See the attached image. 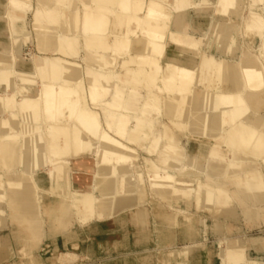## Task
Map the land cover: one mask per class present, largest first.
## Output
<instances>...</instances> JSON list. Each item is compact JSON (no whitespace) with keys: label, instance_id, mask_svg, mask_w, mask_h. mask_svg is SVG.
Listing matches in <instances>:
<instances>
[{"label":"bare ground","instance_id":"obj_1","mask_svg":"<svg viewBox=\"0 0 264 264\" xmlns=\"http://www.w3.org/2000/svg\"><path fill=\"white\" fill-rule=\"evenodd\" d=\"M28 1L8 0L11 12L25 10L24 5ZM63 1L36 0L35 7L32 8L33 11L31 10L37 50L40 53L52 51L50 55L44 56L46 59L44 65L42 61L37 59L36 67L30 61H24L21 68L13 66L15 65L13 63L15 57L8 56V51L13 50L12 41H10L11 35L15 34L13 16L11 12L7 14L5 12L0 16V19L6 22L5 28L0 29L2 34H5L4 38L0 36V41L2 40L0 50H7L6 53H0V88L3 92L0 103H2V111L5 110V107L10 108L13 110L10 114L14 115L15 109L21 110L30 113L32 118L34 117L36 120L39 119L42 111H45L48 117L54 120H47L52 135V146L49 150L50 159L48 160L42 151L43 140L41 137H36L37 140L32 143L29 142L27 137L30 134L27 126H25L23 142H18L14 139L15 134L7 133L8 123L2 118L0 120V167L4 166L5 163L13 164L17 147L21 144V151H24L22 154L24 158L22 159L26 161L25 170L34 171L39 166H51V170L45 172L46 174L43 173V176L54 179L59 188L64 190L63 183L60 180V163H70L76 168L78 174H81L87 180H91V182L81 184L78 187L72 186L71 188L72 197H70L68 204L74 208L76 215L83 218L84 221L93 219L98 212L96 209L98 203L99 205L111 204L115 214L120 208L129 206L136 199L134 195L135 185L133 179L129 176L132 165L130 168V165L126 164L131 159L134 150L130 148L131 146L126 145L127 142L124 144L121 139L119 140L111 133L125 138L133 117L137 121L138 128H141L148 121L153 122L148 116L151 113L160 111L162 101L158 94L163 92V102L166 106L165 114L170 117V120H163L162 141L160 145L157 142L150 145L148 153L156 156L155 159L153 158L157 165L155 167L156 171L151 170L153 173L151 176L153 187L156 188L158 194L168 197L176 188L174 182L176 175L169 172V170L183 168L185 165L176 156L175 142L178 141L176 132L181 133L187 127V121L183 122L181 118L189 116L191 104L198 105V94L193 93L192 84L194 82L203 84L204 89L202 90L204 94H207L217 88L215 85L217 80H225V75L227 76L226 81L231 84V88L223 92L218 91L212 96L214 99L213 103L210 104L211 107L204 104V109H207L204 115H200L195 110L193 123L199 128H207L209 124H212V127L216 129L228 125L229 130L226 137L228 145L234 150L247 151L253 157H262L261 160L264 163V122L262 124L258 123V116L261 115L264 119V114H255V117L251 120L257 127L242 123L249 110L246 95L250 93L259 97L264 89V20L260 16L253 14L251 22L248 24L250 32L258 33L261 36L259 53L244 49L239 60L229 61L225 58H206L200 51L201 41L193 35L190 31L191 25L181 15V12L188 5V0H174L170 5L171 10L169 12L166 11L165 7L167 4L165 5L162 0H127V3H120L124 9V11H121L127 16L125 26L128 29H125V31L114 29L111 56H114V58L122 56V63H124L131 56V54H128L129 50L136 46L138 50L137 57L132 63L133 70L124 83L126 86L121 87L118 71H112L109 68L112 60L105 57L107 55V45L104 42L105 36H107L105 33L110 30L111 7H118L119 0H92L94 2L92 7L90 6V0H83L82 6L77 0H66V4ZM52 2H56L58 7H52ZM235 2L236 0H220L222 13L229 12ZM61 10L64 13L68 11V13L63 15ZM173 23H175L177 31L171 28ZM23 28V25H21L17 29ZM55 28L61 30L55 32L53 30ZM138 29L143 30L142 34ZM205 36H207V32ZM166 42L173 43L175 51L168 63L161 64L160 57L163 56ZM84 43H86V55L83 59L90 58L94 61L93 64L86 69L83 79L75 77L76 72L74 71L76 70H72L73 72L66 77L64 75L66 69H71L77 59L72 57L79 54L78 49ZM184 55H187V60L183 59L185 58ZM40 68L46 71L44 77L41 78L38 71ZM17 70L24 77L22 81L29 82V80L38 79L36 83L41 86L35 92L36 94L33 93L35 84L27 82L26 86L17 90L13 77ZM160 77L161 82L157 83V79ZM29 85L30 87H28ZM137 87L145 88L146 96L144 95V103L139 114H134L131 107L136 100L135 89ZM8 89L11 90V92L9 91L10 94H4ZM45 92L48 94L46 101L44 99ZM154 92L158 94L153 95ZM17 95L22 96L20 101L16 100ZM87 97L94 104V108L95 105L99 107L98 111L90 108L92 106L87 103ZM259 102L261 100L257 102L256 106ZM66 108L69 110L67 123L59 122L57 118L65 115ZM208 108H211L212 111H208ZM226 126L224 127L226 128ZM89 137L98 141V157H96L97 155L93 157L83 155L84 152L93 148V143ZM28 155L31 157L29 164L26 159ZM98 162L111 163L103 181L97 178ZM159 166H162V170ZM112 173L117 177L114 181L115 177L110 180ZM25 176L27 174L22 173L18 175V178L9 181L10 187H14V191L19 192L13 198L16 210L20 211L15 218L35 219L36 200L32 198L28 182H25L24 179ZM189 181H193V179ZM189 181L184 180L180 184L184 187L189 185ZM1 182L2 175L0 174V187L3 185V182ZM236 183L244 190L245 195H253L258 190H264V174L257 167L252 168L239 174ZM95 189L103 192L101 199L95 197ZM181 189L182 191L185 190ZM195 191L198 203L202 202V197H205L206 204L210 206L222 201V198H220L222 190H216L211 181H202ZM182 195H190V193H183ZM225 195V199L222 201L225 206L231 199L240 201L245 207L248 205L234 190ZM3 199H5L4 192L0 191V209ZM65 202H61V206L57 208L60 214L64 215L70 210L69 205ZM56 207L57 205L54 202L53 206L50 207V211H53ZM232 210H234L232 206H227L220 208L217 212H230L231 215ZM181 213L190 214L185 211ZM167 216L169 215L167 214L164 217ZM148 218V210L141 208L134 211L128 220L134 221L138 226H141L142 230L143 224L148 222ZM185 222L186 225L193 223L190 219L185 220ZM246 242L248 243L246 238L240 237L231 240L228 246L220 245L221 253L225 255L222 264H254L257 259L245 258L248 247ZM250 244L257 247L264 246V237L253 238ZM55 247L57 248V246ZM189 249V247H186L183 250L188 251Z\"/></svg>","mask_w":264,"mask_h":264},{"label":"rangeland","instance_id":"obj_2","mask_svg":"<svg viewBox=\"0 0 264 264\" xmlns=\"http://www.w3.org/2000/svg\"><path fill=\"white\" fill-rule=\"evenodd\" d=\"M77 1H79L78 3H80V6H82L81 3L83 0H77ZM162 1L164 2L165 5L167 4V6H165L166 11L169 12L171 10L170 5L173 3L174 0H162ZM65 2L66 0L63 1V3ZM125 2L127 3V0H119L118 7L117 6L115 8L114 6L111 7L112 12H111L110 29H121L122 31L128 29L125 26L126 25L125 21L127 20V16L122 12L124 11V9L123 7H121V4H124ZM35 4H36V0H29L28 2H25L24 5L25 10H23L24 12L23 11L14 12V16L16 17L15 20L17 24L19 25L22 24L24 27L21 32L12 35L11 39H13L12 40L13 50L11 49L8 51L9 52L8 56L15 57L13 62L15 65L13 66H15L16 68L17 67L21 68L22 64H24V61L28 62L31 57H32L31 62L32 65L34 64V67H36L37 59L39 61H42L44 65L46 61L44 56L50 55L52 53L51 50L40 53L36 48V40H35L36 34H34L35 29H33V25H32L33 24L32 11L35 7ZM0 5H1L0 16L5 12L7 14L12 11L11 6H9L8 4V0L6 1L0 0ZM92 5H94V2L90 0V6L92 7ZM54 6H56V2L55 3L52 2V7ZM263 10H264V0H258L255 2L254 0H236L235 4L231 6L229 12H227L226 14H223L221 11L220 0H188V5L181 12V15H183V17L185 18V14L189 13V11H196V13L198 14L197 17L200 27L206 30H204L202 33H198V34L194 33L193 35L201 41L200 51L203 53V55L206 58L207 57L225 58L229 61H236L239 60L241 55L239 56V51H238L239 39L237 37H234V30L236 32L240 30V32H242V35L244 34L246 35V41L248 45L242 49L241 54L244 49H249L253 53H259V49L261 45V36L258 33L252 31L250 32L248 28V24L251 22V16L253 14L260 16L264 20ZM61 12L63 15L68 13V11L64 13L63 10H61ZM173 22H174V18H173ZM188 23L191 25L190 29L198 30L197 27L193 26L194 24L192 25L190 22ZM220 23H222L223 25ZM5 26H6L5 20L2 21V19H0V29L1 28L4 29ZM171 28L176 30L175 23L171 25ZM215 28H216V32H215ZM53 30L57 32L58 30L60 31L61 29L55 28ZM138 30L142 34L143 30L142 31L140 29ZM138 30L137 32L139 34ZM137 32L135 33L136 35ZM206 32H207V36H205ZM135 34L134 36H136ZM0 36H3L4 38V35H0ZM111 38L112 37L109 36L108 39L112 40ZM229 40H230L229 46L231 47L230 50L225 49ZM166 44H165L163 56L160 57V63L162 62L161 64L168 63L169 60H171L173 52L175 51V47L173 43L166 42ZM231 44L234 45L236 49H233ZM213 45L215 46V48H212ZM4 52L6 53L7 50L5 51L0 50V53L3 54ZM137 53H138L137 46L129 50L128 54H131V56H129L127 60L124 63H122L121 66H120V62H121L120 57L114 58V56H111L112 55L111 53H108L105 56L106 58L112 60L111 61L112 64H110L109 68L112 71H118L121 81L120 84L121 87L126 86L124 85V83L126 79L129 78V75L133 70L132 63L135 61L137 57L136 56ZM84 56H85V52L82 51L81 55L79 53L77 55H74V57H72L73 59L76 58L77 59L75 60V65L71 66L72 68L70 67L71 69L68 68L66 69L64 73L66 77L73 72L72 70H76L74 71L76 72L75 77L77 79L84 78V74H86L87 71L86 69L90 67L94 62L90 58L87 59L85 58L84 60L83 59ZM184 57L185 58L183 59H187V55H184ZM197 61H199V59H197ZM38 71L40 72V78L44 77L43 75L46 71H44L43 69L41 70V68ZM81 76L82 78H80ZM13 77L15 80V85L17 87V90L18 89L20 90L23 86H26L25 84L29 83L33 85L35 84L36 89L34 88L33 90V93H35L37 92V90H39L41 86L39 83H36L38 82V79H33L34 81L29 80V82L26 81L27 83L25 82V80H23L24 81L23 82L22 79H24V77L21 75V72L19 70H17L14 73ZM226 77L227 76L225 75V80L224 79L221 81L217 80L215 84L217 88L208 92L207 94H204V91L202 90L204 89L203 84L201 85L199 83L194 82L192 84V90L194 94H197L198 92V98H197L198 105L196 104L197 106H195L192 103L190 106L189 116H185L184 118H181V120L183 122L186 121L188 122L190 120L191 111L198 110L200 108H202L200 109L201 112L205 114L207 109H204L205 108L204 104H207L208 107H211L210 104L213 103V99H214L212 96H214L218 91L223 92L231 88V84L229 81H226ZM158 82H161V77L157 79V83ZM28 87H30V85ZM9 91L11 92V90L8 89L6 93L4 92V94L6 95L10 94ZM155 93L156 95L158 94L157 92H154L153 95H155ZM2 94L3 92L2 93L0 92V97L2 96ZM158 95L161 101L164 100L163 92ZM47 96L48 94L47 92H45L44 93L45 101L48 98ZM246 97L249 105L251 104V100L252 101H254L255 99L258 101L261 100L260 102L261 107L259 108L257 113L252 111L249 106V110L247 111V114L244 116V119L242 120V123L250 125L249 122L253 119L255 114H264V89L262 90V93H260L259 97L254 96L250 93H248ZM21 99L22 96L17 95L16 100L20 101ZM86 99L89 106H92L90 108L97 111L99 110V107L96 105L94 108V104L91 102V100L88 97ZM138 99H140L139 94H137V101ZM161 104H163V102ZM1 106L2 103H0V120L4 118L8 123L6 130L7 133L15 134L14 139L22 143L24 139L23 138L24 127L27 126V129L30 134V136L27 137L28 141L32 143L33 141L37 140L36 137H41L43 140V146H42V151L44 152L43 154L49 160L50 159L49 150L52 146L51 143L52 135L50 134V126L47 120L49 121L50 120L54 121V120L49 118L48 114L45 111H42L41 116L39 117L38 120H36L34 117L32 118V115L30 113L24 111L22 112L21 110L15 109L14 110L15 113L14 115H12L10 114V112L13 111L12 109L5 107V110L2 111ZM208 111H212V109L208 108ZM164 112H165V107L164 108L162 107V109L160 110V115H158V117L161 118V120L169 121L170 117H168V115H166ZM64 114L65 115L59 116L57 118L59 119L58 120L59 122L62 121L66 122L67 116L69 114L68 108H66ZM263 122H264L263 116L259 115L258 123L262 124ZM263 128H264V124H263ZM89 139L93 143V148L91 150H87L86 152H84L83 155H85V157H89V156L93 157L95 155L98 156L99 148L96 146L97 141L91 137H89ZM199 139L200 138L198 137L192 136L188 131H183V134L181 135V141H182L181 151L183 154L182 157L184 158V164H185L184 167L186 171H190L191 174L190 175L185 173L176 174L174 179L176 186L175 191L171 195H169L170 198L167 199V200H171L172 203L171 207H168L170 206V204L166 202L167 207L166 208L163 207L159 209V205L161 204L160 198L158 196L156 188L153 187L151 181V176L153 174L152 171H156V168L149 166L151 165L150 164L151 162L148 161V158L155 159L156 156L146 151L145 146L148 145L149 143H147L145 146L133 145L132 147L135 148V157L134 160L132 161V168L130 167L132 171L129 174V176L133 179V182L137 188L134 194L137 203L132 208L117 211L108 220H104V221L93 220L87 224L79 223L74 208H72L68 204L69 203L68 201H70V197H72V194L69 197V194L66 193L68 191L64 192V190H61L59 186L55 183L54 179L47 178L45 175L43 176V178L38 177L37 175L38 173H40L41 175L42 173L51 170L50 169L51 166L48 165V166L36 167L34 169L35 172L25 170L26 161L22 159L24 158L22 157L24 151L23 150L21 151V144H19L17 147L18 149L15 154L13 164L5 163L4 166L0 167L1 170L0 174L2 175V182H3V185H1L0 187L1 188L0 191L4 192L5 195V199L2 200L1 209H0L1 210L0 211V264H127L126 258L125 257L121 258V256H119L127 251L135 253L134 257L132 256V258L129 259L128 264H143V261L139 256L142 254L141 252L143 251L144 248H146V246H150V249L152 251L156 250L155 251L156 253H154L155 256L153 257V261H152L153 264L154 262L158 263L159 261L160 249L163 252L162 259L164 260L166 255L167 257H169L167 261L170 262L171 257H174L176 252L181 254L180 252L184 251L183 249L189 246L188 240L191 238L192 233L193 235L198 234L200 240L203 241L200 242L201 243L200 247H204L205 250H209V251L213 250L214 253L216 254H218L219 251L220 260L221 259L224 260L225 258L224 253H221L222 250L220 248V245L228 246L231 240H236L237 238L243 237L244 239L246 238L248 241V243L246 242V244L248 246H251L250 244L251 239L264 236V210L249 209V208L246 209L245 206H243V204H241V202L238 200L235 199L230 200V202L233 203L234 206L238 207L237 210L235 211L232 210V214H231L232 216L227 215L225 213L217 212L209 208L208 206L210 205L206 204L207 208L205 207L203 209H198V210H196L194 207L190 208L189 212H195V214L197 215L196 217L200 216L202 218L203 217L205 218L203 220H198L197 223L194 225L189 226V224L188 225L185 224L186 223L185 220L187 219H190L191 221L194 220L195 216L192 214L179 213V215L175 217L176 219L169 217V216L174 217V214L177 213L175 212V210L185 209L186 201H188L189 199L194 201L196 197L195 189L199 186V184H201L202 181L206 180L208 160H209L208 148L211 146L213 142L222 143L221 136H219L217 139L203 137L201 138V141H203L202 139H204V141L207 142L208 146L205 148H201V146L197 144L198 142H201ZM177 144L178 143L175 144V150H176V156L178 157V153L181 154V152L179 151L180 146H178ZM221 150L224 153H227L228 147L225 144H221ZM29 155L26 158L28 164L31 161V157ZM187 155L190 156L188 157ZM246 159L248 165L247 170L249 168H254V166H256L254 164L255 160L253 158L252 159L250 158L249 153L247 156L246 155L244 156L245 161ZM214 164L217 165L219 163L215 162ZM256 164L257 167H264V163L262 160L256 162ZM66 169L71 170L70 176H71L72 186L78 187L79 183H82L84 181H86V183L91 182V180H87V179L85 180L84 177H82L80 174L77 173L75 167L70 165V163H66V162L60 163L61 178L62 175L66 174L65 173ZM22 173L27 174V176H25L26 178H24L25 182H28L29 189L31 190L32 193V198H34L36 202H38L39 204L41 211L39 214L40 221L37 219L15 218V216L20 211L16 210V206H14L15 203L13 198L16 197L19 194V192L14 191L15 190L14 187H10L9 181L18 178V175ZM240 174H242V172H240ZM111 175L112 176L109 175L111 178L110 180H112L115 177L113 173ZM116 178L117 177H115L113 181ZM190 179H193V181H189ZM233 179L235 178L233 177L229 178V181H231L229 187L232 189H233V182H232ZM184 180L189 181L188 182L189 185L182 187L180 183ZM220 180L221 178H217V177L215 179H211L212 181L211 184L216 188V186L219 185ZM181 188L185 190L182 191ZM183 193H190V195H182ZM48 201H54L55 204L57 205L56 209L51 211V215L50 213L48 214V212L45 210V203ZM61 202L62 203L65 202V204H68L70 207V210L67 211L65 215L60 214V212L57 209L59 206H61ZM204 203H206V200H204ZM141 208L143 209L146 208L149 211V220H148L147 232H146L148 235L147 239H149L148 242L138 241V239L140 240L142 237L141 226L133 224L131 221H128L127 224V219L132 215V213ZM163 212H166L169 216L164 218L163 214L161 215V213ZM68 216H70L71 219ZM52 217L54 218L52 219ZM118 218L119 220H116ZM121 219L125 220V223H121L120 222ZM199 222L200 224H198ZM128 232H129V238L127 240L125 239L122 240L121 237L125 238ZM117 240H120L119 244L116 243ZM48 242L50 243L48 244ZM55 246H57V248ZM249 256L251 259L252 258L257 259V257L260 255H258L255 251H252L249 254ZM257 261L258 260H256L254 264H261Z\"/></svg>","mask_w":264,"mask_h":264},{"label":"crops","instance_id":"obj_3","mask_svg":"<svg viewBox=\"0 0 264 264\" xmlns=\"http://www.w3.org/2000/svg\"><path fill=\"white\" fill-rule=\"evenodd\" d=\"M11 13H12L11 15L13 16V20L12 21H14L13 26L15 28L14 29L15 33L21 32L23 29H17V28L20 27L22 24L21 25L17 24V22L15 20L16 17L14 16V12H11ZM197 15L198 14L196 13V11H189V13L185 14V20L187 22H190L192 25L194 24L193 26L198 28V30L191 29V32L193 34L194 33H196V34L202 33L204 30H206V29H202L200 27ZM105 34H107V36H105L106 38L104 39V42L107 45V48H106L107 52L106 53L107 54L108 53H112L113 43H114V39H113L114 38V29H110L109 32H107ZM0 35H5V34H2V31L0 30ZM109 36L112 37L111 38L112 40L108 39ZM234 37H237L239 39L238 51H239V56H240L242 49L248 45L247 41H246V35L245 34L242 35L240 30L238 32H236L234 30ZM11 38H12V35H11L10 39ZM11 41H12V39H11ZM88 43H89V41H88ZM85 44L86 43H84V45L81 44L80 47H79L80 55H81L82 51H84L85 55H86V45ZM229 44H230V40L227 43V46L225 47V49H229V50L231 49ZM212 48H215V46L213 45ZM232 48L236 49L234 45H232ZM224 51H226V50H224ZM117 57L121 58V63H120V66H121L122 65V56H117ZM31 59H32V57H31ZM31 59H29L30 62H31ZM231 59H233V58H231ZM185 60H187V59H185ZM115 80L116 79H115V75H114V81ZM135 91H136V98H135L136 100L134 101L131 109H132V112H134V114H139L140 110L142 109V105L144 103V98L146 96V89L145 88H141V87H137L135 89ZM0 92L2 93L1 88H0ZM137 94H139V97H140V99H138V101H137ZM197 94H198V92H197ZM162 102H163V100H162ZM257 102H258V100H256V99L254 101L251 100V104L249 105L250 109L252 111H254L255 113H257V111L261 107V103L260 102L258 103V106H256ZM162 107L163 108L165 107V112L164 113H166V106H165L164 102H163V104L160 105V110L162 109ZM197 111L199 112L200 115H204V113H202L200 109H198ZM158 115H160V111L151 113L148 116V118L153 120V122L148 121L147 123L143 124L141 128L137 127V121H136V119H134L135 117H133L132 121L129 124V128H128L127 135H126L125 138L118 137V136H116L115 134L112 133L116 138H118L119 140L121 139V141L124 144H125V142H127L126 145H128V147L131 146L130 148H132L134 150V153H132V155H131V159L126 162V164L128 166L132 165V161L134 160V157H135V148L132 147L133 145L145 146L147 143H149L148 145L145 146V149H146L147 152H148V148L153 143L157 142L160 145V143L162 141V135H163V120H161V118H159ZM194 115H195V110L191 111L190 120L187 122V127L184 129L185 131H188L194 137L200 138L199 139L200 141H201V138H203V137L217 139L219 136H221V139H222V143L219 144V143L213 142L211 144V146L208 148L209 160H208V169H207L206 180L211 181V179H215V177L221 178L219 185L216 186V190H218V189L222 190V193L220 195V198H222V201H223V199H225V196H226L225 194L230 193L232 190H234L248 204L247 207H245V208L264 210V190H262V189L258 190V192H255L253 195H245L244 190L241 189V187H239L238 184L236 183V178L240 174V172L245 173V171L247 170V166H248L247 165V159L245 161L244 160V156L245 155L247 156L249 152H247V151L242 152V151H239V150H234L228 145L227 140H226L227 133H228V130H229V126L228 125L227 126L223 125L220 128L216 129V128L212 127L213 126L212 124H209L207 128H202V127L199 128V126H196L193 123ZM249 123H250L251 126L257 127L251 121ZM224 126H226V128ZM161 129H162V131H161ZM183 131L181 133L180 132H176V136L178 137L177 143L180 144V145L179 144H177V145L180 146L179 151L181 152V154L178 153V157L177 158L179 159V161H182V162H184V158L182 157L183 154H182V151H181V145H182L181 135L183 134ZM202 140L203 141L198 142L197 144H199L201 146V148L207 147L208 146L207 142L204 141V139H202ZM97 143H98V141L96 142V146L98 145ZM221 144H225L227 147L229 146L227 153H224L221 150ZM249 155H250L251 159L253 158L255 160L254 161L255 165H257L256 162H259L261 160V158H262V157H259V156L253 157L250 153H249ZM187 156L189 157L190 155H187ZM96 157H98V156H96ZM148 161L151 162L150 164H151L152 167L153 166L154 167L157 166L155 161H154V159H148ZM215 162H218L219 164L215 165L214 164ZM110 165H111V163L110 164H103L102 162H100V163L98 162V175H97V178H99V179H101L103 181L104 180L103 178L106 175V171L109 169ZM184 166H183V168L179 167V168L170 169L169 172H171V170H172V173H174L175 175L176 174H180V173H182V174L185 173V174L190 175L191 174L190 171L189 172L186 171ZM129 167H131V166H129ZM161 167L162 166H159V168L162 170ZM256 167L257 166H254V168H256ZM257 168L261 169V171L264 174V167H257ZM249 169H252V168H249ZM46 172H49V171H46ZM65 173L66 174L62 175V178H60V180L63 183L64 190L68 191L66 193H68L69 197H70L71 188H72V181H71V176H70L71 175V170L70 169H66ZM44 174H46V173H44ZM37 175H38V177H43V173L41 175H40V173H38ZM82 177H84V176H82ZM230 177L235 178V179L232 180L233 189L229 187V184L231 182V181H229ZM84 179L86 180V178H84ZM84 183H86V181H84L82 183H79L78 186H80L81 184H84ZM136 189L137 188L135 186V192H136ZM102 194H103V192L101 190L95 189L94 195H95V197L97 199H101L103 197ZM158 196L160 198V203H161L159 205V209H161L163 207L166 208L167 207V203L166 202H168L170 204V206H168V207L172 206L171 205L172 204L171 200H167V199L170 198L169 196L167 197L166 195L163 196L161 194H158ZM165 200H167V201H165ZM222 201L216 202V204H214L213 206H208V207L213 209V210H215V211L219 210L220 208H225L227 206H232L234 211L238 209V207L234 206L233 203L230 202V200H229V203H227V206H225ZM53 203H54V201H48V202L45 203V210L48 212V214L50 213V215H51L50 207L53 206ZM136 203L137 202H136V199H135L132 204H130L129 206H127L125 208H120L119 210H122V209L126 210V209H129V208H132ZM191 207H194L196 210H198V209H203L205 207L207 208V205H206V203H204V198L203 197H202V202H200V203L197 202L196 197H195L194 201L189 199L188 201H186V208L185 209L175 210L177 213L174 214V217L179 215V213H181L182 211H186L187 213H190V214L194 215L195 218L192 221L193 223L189 224V226L196 224L198 220L205 219L204 217L202 218L200 216L196 217L197 215L195 214V212H189ZM96 209L98 210L96 216L93 219L89 220V221H86V220L84 221L83 218L77 216V218L79 220V223L80 224H87V223H89V222H91L93 220L104 221V220H108L111 216L114 215V211L112 209V206L109 203L108 204H100V205L98 203ZM175 209H177V208H175ZM40 212L41 211H40L39 204H38V202H36V213L34 214V217H35V219H37L39 221H40V219H39ZM162 214H163V217L165 215H167L166 212L161 213V215ZM225 214L230 215V212H226ZM116 220H119V218L116 219ZM148 220H149V218H148ZM124 221L125 220H123V219L120 220L121 223H125ZM128 221L129 220L127 219V224H128ZM132 223L136 224L134 221ZM147 224H148V222L143 224L144 226H143V229H142V237H141L140 240L138 239L139 242H145V241L148 242L149 241V239H147L148 235L146 233L147 232ZM198 224H200V222ZM263 237L264 236H261V238H263ZM121 238H122V240H124V239L127 240L129 238V232H128V234H126L125 238H123V237H121ZM165 238H166V236H165ZM188 242H189V246L188 247L190 249L188 251H181L180 252L181 254L176 252L174 257H171L170 262L167 261V259H169V257H167L166 255H165L164 260L162 259L163 252L160 249V251H159V261H158V263L154 262V264H170V263L171 264H222L223 260L222 259L220 260L219 251H218V254H216V253H214L213 250L209 251V250H205L204 247H200L201 246L200 242H203V241L200 240V237L198 236V234L197 235H195V234L193 235V233H192L191 238L188 240ZM116 243L119 244L120 240H117ZM191 249H192V251H191ZM155 251H152L150 249V246H146V248L143 249V251L141 252L142 254L139 256L142 259L143 264H153L152 261H153V257L155 256L154 253H156ZM252 251H255L258 255H260V256L257 257V260L261 264H263L264 263V246L263 245H260L258 247L254 246V245L248 246L247 247V251L245 252V258L250 259L249 254ZM134 254H135L134 252L127 251L124 254L122 253L119 256H121V258L125 257L126 260H127V264H128L129 259H131L132 256L134 257Z\"/></svg>","mask_w":264,"mask_h":264}]
</instances>
